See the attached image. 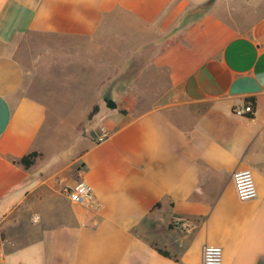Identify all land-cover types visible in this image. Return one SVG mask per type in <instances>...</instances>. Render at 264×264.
<instances>
[{"label":"crops","instance_id":"obj_1","mask_svg":"<svg viewBox=\"0 0 264 264\" xmlns=\"http://www.w3.org/2000/svg\"><path fill=\"white\" fill-rule=\"evenodd\" d=\"M205 1L0 0V264H202L206 245L264 264V0H215L181 24ZM27 34L71 40L55 52L77 94L66 114L27 91ZM150 83L134 115L99 110L105 139L81 134L105 89ZM250 98L254 117L236 113ZM80 181L90 204L64 193Z\"/></svg>","mask_w":264,"mask_h":264},{"label":"rangeland","instance_id":"obj_2","mask_svg":"<svg viewBox=\"0 0 264 264\" xmlns=\"http://www.w3.org/2000/svg\"><path fill=\"white\" fill-rule=\"evenodd\" d=\"M208 1L209 0H206L202 4ZM195 9L196 8H193L191 11H194ZM203 12L204 9L200 8L191 17L187 18L186 14L185 19L181 24H192ZM70 43L71 40L62 39L54 35L33 34H27L26 36H24L23 41H21L20 43L19 55L21 56L23 63H25L26 67L31 73L28 77V93L37 96H51L58 98V104L62 109V114H66L65 111H67L70 107H74L75 105H77L74 102L76 100L75 98H77V94L74 92L75 88H72L71 85H66V82H68V80L66 79H69V83L71 82L70 66L66 64L64 65V63L61 62L62 57H58L55 55L56 48L62 45L71 46ZM41 51H43V54H41ZM105 53L106 56L111 60L116 57V54H114L113 51H106ZM139 61L140 60H137L135 62L134 68L131 71L132 76L135 75L137 72L136 68L139 64ZM131 74L129 73L128 78H130ZM161 76L158 79H161ZM155 79L157 80V78L154 76L153 80ZM146 80L142 79L140 82H144L148 85V82H151V80ZM129 82L133 83L134 80H131ZM155 82L156 81H153V83ZM151 84L152 83H150V86L145 85L147 87H145L144 85L141 86L136 84H134L135 86L128 87L114 86L112 87L111 98L108 97L107 89H105V96H103L105 100L97 101L94 106L95 114L91 113L87 118L79 119L81 134H89L91 136L93 133H95L97 139L99 140L103 129L102 124L105 120L103 115L99 116V110H106L108 112L111 110L114 115H134L137 111V108L146 105L145 103H138V98H149V96L156 93L157 89H161L152 87ZM109 101L114 102V109L109 107ZM81 105L83 104L81 103ZM83 108L84 107L81 108L82 110L80 112V115L84 114L82 113L84 111ZM55 119L56 118H54L53 120L55 121ZM98 134L99 136H97Z\"/></svg>","mask_w":264,"mask_h":264},{"label":"built area","instance_id":"obj_3","mask_svg":"<svg viewBox=\"0 0 264 264\" xmlns=\"http://www.w3.org/2000/svg\"><path fill=\"white\" fill-rule=\"evenodd\" d=\"M254 112V105L251 102H246L241 109L236 111V113L243 116L253 115ZM107 135V131L103 128L99 140L105 139ZM233 181L237 195L241 201H249L257 197L255 178L250 169L236 171L233 174ZM64 193L72 202L78 204H90L93 199V189L84 181L77 182L71 188H66ZM202 264H223L222 248L213 245L204 246Z\"/></svg>","mask_w":264,"mask_h":264},{"label":"trees","instance_id":"obj_4","mask_svg":"<svg viewBox=\"0 0 264 264\" xmlns=\"http://www.w3.org/2000/svg\"><path fill=\"white\" fill-rule=\"evenodd\" d=\"M199 9L196 8L194 11H191L190 13L187 14L186 17L188 18V17L193 16ZM247 102H251L255 106V100H254V98L247 99ZM108 105H109L110 108H113V109L115 108V104L112 101H109L108 102ZM247 117L252 118V117H254V114L253 115H249ZM39 156H40V154L38 152H35L34 151V152H31V153L23 156L20 160H18V163L21 164V165H23L26 169H28V168H30L35 163L36 159ZM159 252L161 254H163V255L168 256V253L167 252H164L162 250H159Z\"/></svg>","mask_w":264,"mask_h":264},{"label":"water","instance_id":"obj_5","mask_svg":"<svg viewBox=\"0 0 264 264\" xmlns=\"http://www.w3.org/2000/svg\"><path fill=\"white\" fill-rule=\"evenodd\" d=\"M215 0H209L208 2L202 4L199 8H202V9H208L212 3L214 2Z\"/></svg>","mask_w":264,"mask_h":264}]
</instances>
